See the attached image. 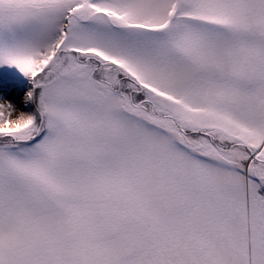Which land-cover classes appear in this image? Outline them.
Listing matches in <instances>:
<instances>
[{
	"label": "snow or ice",
	"instance_id": "snow-or-ice-1",
	"mask_svg": "<svg viewBox=\"0 0 264 264\" xmlns=\"http://www.w3.org/2000/svg\"><path fill=\"white\" fill-rule=\"evenodd\" d=\"M0 264H264V0H0Z\"/></svg>",
	"mask_w": 264,
	"mask_h": 264
}]
</instances>
